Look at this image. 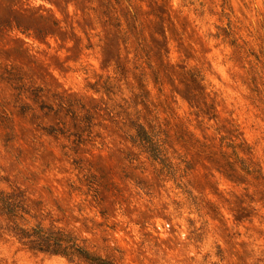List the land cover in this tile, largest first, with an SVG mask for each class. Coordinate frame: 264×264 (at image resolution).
<instances>
[{
	"label": "rangeland",
	"instance_id": "1",
	"mask_svg": "<svg viewBox=\"0 0 264 264\" xmlns=\"http://www.w3.org/2000/svg\"><path fill=\"white\" fill-rule=\"evenodd\" d=\"M6 194L0 264H264V0H0Z\"/></svg>",
	"mask_w": 264,
	"mask_h": 264
},
{
	"label": "trees",
	"instance_id": "2",
	"mask_svg": "<svg viewBox=\"0 0 264 264\" xmlns=\"http://www.w3.org/2000/svg\"><path fill=\"white\" fill-rule=\"evenodd\" d=\"M149 150L153 157L159 154L156 147H150ZM11 198L7 194L0 195L1 209L8 217L14 215L17 207ZM14 234L28 250L34 253L58 255L74 264H114L111 259L94 253L81 244L75 236L59 228H44L37 225L30 229L18 228Z\"/></svg>",
	"mask_w": 264,
	"mask_h": 264
},
{
	"label": "clouds",
	"instance_id": "3",
	"mask_svg": "<svg viewBox=\"0 0 264 264\" xmlns=\"http://www.w3.org/2000/svg\"><path fill=\"white\" fill-rule=\"evenodd\" d=\"M100 97H103V93H100ZM99 99V98H98ZM109 110H111V109H109ZM115 113H113V115H114ZM185 215H187V214H185ZM181 223L183 222V218H181V221H180ZM164 225V230L166 231L167 230V227H168V225H166V224H164V221L163 220H160L158 223H156V227H160V225ZM149 230H151V229H149Z\"/></svg>",
	"mask_w": 264,
	"mask_h": 264
}]
</instances>
